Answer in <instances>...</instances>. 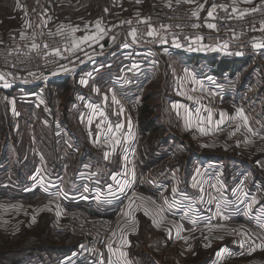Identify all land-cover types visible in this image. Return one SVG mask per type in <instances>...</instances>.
Returning a JSON list of instances; mask_svg holds the SVG:
<instances>
[{
  "label": "crops",
  "instance_id": "0c3cea01",
  "mask_svg": "<svg viewBox=\"0 0 264 264\" xmlns=\"http://www.w3.org/2000/svg\"><path fill=\"white\" fill-rule=\"evenodd\" d=\"M37 1L42 2V0ZM54 1L56 5L62 6L64 4L62 2H65V0ZM212 1L195 0L194 3H185L184 0H180V3H177V0H140L137 3V0H114L116 11L109 13L108 10H104L107 16L98 20L75 24L57 20L54 13L45 10L37 21L38 23L43 18L48 19L53 31L58 33L59 30V33L73 35L77 39L84 36L96 37L80 42L79 46L75 47L83 58L79 60L80 69L77 70V76L74 78L80 85L81 92L78 97L71 99L80 105L78 107L80 110L75 111L79 126L73 127V130H78V133L73 132L76 142L73 144L69 140L72 137V130L69 133L70 137H66L63 133L58 134L56 130L58 135L55 137L60 138L62 144L51 142L49 151L45 155L42 151L31 155L33 145L30 144H5L0 148V161L35 167L33 173L38 174L40 179L41 177L46 179L37 187L43 190L45 184L50 186L49 192H46L44 197L56 199L64 206V200L83 201L87 204L88 210L96 215L102 213L111 219L114 217L115 235L109 244L114 250L127 252L126 259L130 264H226L233 249L238 250L240 239L250 237L249 234L240 236L234 233L235 229L232 226L239 223L250 224L258 232L260 241L255 240V251L264 254V174H260L257 169L255 171L249 169L248 165L243 164L244 157L240 158L239 155L217 156V148L230 151L237 143L224 141L221 144L217 142V137L211 138L216 134L214 128L217 119H221V113L225 114L224 118L231 117V120H236L234 117L239 109H242L244 116L248 118L247 123H254L256 120L257 127L254 128L260 126L258 129L264 131V82L260 87L257 86L261 80L264 81L261 75L264 70V48L255 47L256 44H264V31L261 30L264 28L258 27L247 34L221 32L209 27L189 30L187 32L192 48L185 52L172 47V42L168 40L157 44L143 37H136L133 40L121 27L122 23H126L134 15L142 17L146 11L172 7L171 5L187 6L205 12ZM219 1L230 4L235 13L241 14L259 0H252L251 3L245 0ZM66 2L74 3L73 0ZM200 5L203 7L200 8ZM127 9L130 10L129 14L120 15ZM97 21H100L103 32L97 29ZM29 27L22 26L11 32L5 31V35L0 29V40L6 36L10 38L15 34L25 33L27 29L30 30ZM72 28L77 30L73 32ZM140 41L142 43H139ZM125 44L128 47H125ZM150 49H157L165 55L172 52L180 55L183 61H188L189 65L208 68L209 74L203 75L211 82V77L222 82L221 88L224 91L222 94H216L214 90L209 91L210 89L205 86L207 79H195V83L198 82L202 86L185 94L186 98L177 101L179 102L178 118L182 121L183 127H178V133L175 134L176 142L170 144L174 148L169 149L177 155L173 154L169 157L166 153H157L160 158L153 163L150 162V156L161 151L165 142L170 143L169 136L163 138L156 136L159 125L156 122L154 106L142 100L143 104L141 103L135 112L122 109L121 106L117 108L112 105L113 99L109 94V87L107 88L108 83L105 85L102 83L108 76L106 73L122 63V58H127H124L123 54ZM220 58L238 61V67L222 74L223 79L222 75H214L216 68L211 64L214 63V59ZM66 69H59L49 78L52 86L61 88L65 83L73 80L58 74ZM91 71L98 72L97 78L100 80H97V88L90 83L91 80H83V76ZM240 74H243L242 79L239 78ZM81 80L85 83H81ZM90 104L95 107L90 108ZM144 106H148L152 111L151 118L155 121L152 128L146 129L141 126V109ZM101 112L104 113L103 116L100 115ZM209 115L212 118L211 122L208 121ZM118 124L123 127L117 130ZM201 127L207 134L200 131ZM109 128L112 129L111 132L108 131ZM243 129L244 127L240 128V132ZM221 132L218 131V134ZM139 136L143 144L138 147L136 138ZM117 140L119 143H116ZM124 152L133 156L134 163L130 161L132 164L129 165L128 155L126 153V157ZM171 158H177V163L173 173L169 175L168 164ZM157 161L156 167L161 166V169H157L161 170L162 177L153 179L157 185L162 182L159 184L161 192L156 194L155 189L151 193L134 191L136 174L143 175ZM258 164L259 161L255 165ZM233 167L237 168L235 173L232 171ZM153 169L155 167L151 170ZM42 170L45 171L44 174ZM172 175H176L173 178L179 183L182 212H187L188 208L193 209L194 216L190 220L177 221L171 218L169 216L171 213L167 210L169 208L164 205L165 200H162L164 195H167L168 189H173L170 187L173 180L169 179ZM113 176H116L115 180L112 179ZM165 176L170 181H167ZM79 181L82 183H78ZM149 183L147 182L146 185L151 188L152 185ZM144 187L141 186L143 190ZM253 198L257 203L253 204L252 210L249 211L248 204ZM217 205L222 215H217ZM161 208L164 209L162 213L159 211ZM145 209L148 210L147 215ZM259 210H262L261 213L258 212ZM224 216L229 218L224 219ZM155 221H160L159 227L156 226ZM122 240L128 243L122 244ZM108 245L103 248L100 256L96 255L89 264H100L101 260L107 264L110 258L115 260L118 252L109 253ZM45 255L44 258L40 254L36 255L23 264L59 263L58 260L54 263L47 254Z\"/></svg>",
  "mask_w": 264,
  "mask_h": 264
},
{
  "label": "rangeland",
  "instance_id": "374dc122",
  "mask_svg": "<svg viewBox=\"0 0 264 264\" xmlns=\"http://www.w3.org/2000/svg\"><path fill=\"white\" fill-rule=\"evenodd\" d=\"M73 1L74 3H69L65 0L66 3L62 2L64 3L62 6L61 4L56 5L57 3L54 0H42V2L37 0H0V29H2L4 35L5 31L11 32L17 28H22V26L29 27V25L31 31H36L38 30L36 23L39 16L45 12V10L54 13L57 20L61 19L65 22L70 21L75 24H80L82 21H94L101 17H106L107 15L106 13L104 14V10H108L109 13H112L114 10L116 11V6L113 5L114 0ZM171 6L174 7L175 5ZM167 8L171 7L169 6ZM129 12L130 10L127 9L120 15L129 14ZM148 12L146 11L145 14ZM137 16L138 15H134L133 17ZM13 36L10 38L6 36L3 40H0V43L12 39ZM139 43H142V41ZM155 51L159 59L151 66L137 65L132 60L133 53H127L128 55L123 54V57L127 58H122V63L115 66L112 71L107 72L106 75L108 76L102 81L104 85L108 83L107 88L109 87V94H111L112 99L113 96H115L116 100L119 101V103H116L113 100L112 103V105L117 106V108L121 106L122 109L125 108L127 111L135 112L138 110L141 103L143 104L142 100H146L147 103L154 106L156 111H154L156 122L159 125L156 136H162V138L169 136L170 143L165 142L161 151L150 156L151 163L160 158L157 153H166L169 157H172L173 154L177 155L176 152L169 149L174 148V146H170V144L176 142L175 134L178 133V127L182 126V121L178 118V108H174L173 105H177L179 103L177 102L178 100L186 98L185 94L193 92L195 89H199V87L202 86H200L198 82L195 83V79H207L208 82L205 86L208 90L210 89L209 91L214 90L216 94H222L224 92L222 91L223 88H221V85H223L222 82L212 77L211 82L207 76L203 75L205 73L209 74L208 68H196L194 67L195 64L192 63V65H189L190 63L188 61H183L180 55L173 54L172 52L165 55L157 49H155ZM81 59L83 58L81 57ZM78 65L79 66L71 70L66 69L62 70L60 73L58 72L63 78H73L71 82L65 83L61 88L52 86L50 80L28 84L26 82H19L22 85L15 84V86L5 88L8 89V91H4L0 88V90H2L0 91V130L2 131L0 132V148L5 144L16 145L21 143L22 145V143H25L33 145L31 155H35L38 151H42L45 155L49 151L48 148L51 146V142L62 144L60 138L55 137L56 130L58 134L63 133L66 137L69 136L70 130H72V137L69 136V140L75 144L74 142H76V140L73 136V132L78 133V130H73V127L79 126V122L75 117V111L80 110L78 109L80 105L77 101L74 103L71 99L78 97L79 92H81L80 85L74 80L77 76V70L80 69V64ZM55 73H57V71H55L54 74ZM261 73L264 79V70ZM97 75L98 72L91 71L86 76H83V80H91L90 83L92 85L94 84L97 88V80H100L97 78ZM214 75L218 76L216 73H214ZM223 76L224 75H222V79ZM242 76L243 74H240L239 78L242 79ZM263 82L264 81L261 80L260 84L257 86L260 87ZM9 83L12 85L13 82L9 81ZM84 104L85 103H83V106H85ZM234 118L236 120H231V117L223 118L224 122L222 124L217 123L214 128L216 134L215 136H211V138L217 137L218 143L222 144L224 141L228 143L230 141L237 143L233 145V150L230 151L224 150V148H217V156L220 157L228 154L239 155L240 158L244 157L245 162L242 163L248 165L249 169L254 171L257 169L256 171L260 172V174H264V155L260 154L257 150L261 147V137H264V131L261 132L258 129L260 126L257 129L254 128V126L257 127L256 120L254 123H245L244 119L238 117L237 114ZM249 119L252 120L250 117ZM220 120L221 119H217V122ZM243 127L244 129L240 132V128ZM249 128L252 129V132L257 134L253 135L252 132L246 130ZM218 131H222L221 133L223 134H218ZM51 133H54L53 136ZM140 139V136L136 138L138 147L143 144ZM126 153L124 152V155ZM132 159L133 156L128 155L127 162L129 165L134 163L135 159L133 161ZM258 161L260 164L256 166ZM157 163L158 161L152 165V168L155 167V169L151 170L152 168H149L143 175L136 174L134 178V191L142 190L143 192L151 193L155 189L156 194L161 192V186H159V184L162 182H159L157 185L154 180L157 178L161 179L162 177L161 170L157 169H161V166L156 167ZM175 163H177V158H171L168 164L170 168L169 175H171L176 168ZM21 166L23 165H12L9 164V162L2 163L0 161V264H16V259H21L24 254L20 262V264H23L24 262L32 260L36 255H39L40 251L47 248L50 249L52 246H67L73 244L77 240L81 241V238L79 239L72 235H62L58 233L57 226L65 222L66 218L69 216L81 215L87 217L84 211L65 207L56 199H49L44 196L18 199L30 193L26 191L39 188L37 186L44 183L46 180L44 177L40 179L38 174L33 173L35 167ZM236 170L237 168H232L233 173H235ZM42 173L44 174L45 171L42 170ZM173 177H176V175H172V178H169L173 180L170 187H173L176 191L173 192V189H168L166 192L167 195H164L165 197L163 196L164 198L162 197V200L164 201L167 199V204L164 201V205H167L169 208L167 210L171 213L169 215L171 218L177 221L183 219L190 220L194 216L193 209L188 208L187 212H182L181 205H183V203L180 202L179 199V183H177ZM169 179L166 177L167 181ZM147 182L149 185H152V187L150 186L151 188L147 187ZM78 183H82V181ZM141 186H145V189L143 190ZM49 188L50 186L46 184L43 186V189L47 192H49ZM1 191L8 192L11 197L14 195L17 196V194L19 196L13 199L8 195H1ZM99 215L105 216L102 213ZM99 215H92L90 217ZM112 218L113 219H110L112 221L113 230L116 219L114 217ZM232 227L235 229L234 233L240 236L241 234H249V238H251L252 241H260L259 235L257 234L258 232L253 229V226L250 224L239 223ZM235 249H233V252ZM45 254L46 253H40V256L42 255L44 258L46 257ZM251 254L264 259V254L256 251H252ZM244 256L248 257L250 255L245 254Z\"/></svg>",
  "mask_w": 264,
  "mask_h": 264
},
{
  "label": "built area",
  "instance_id": "2783aa9c",
  "mask_svg": "<svg viewBox=\"0 0 264 264\" xmlns=\"http://www.w3.org/2000/svg\"><path fill=\"white\" fill-rule=\"evenodd\" d=\"M213 7L215 11L210 17L208 13ZM254 8L257 10L252 11ZM193 11H197L198 16H193ZM128 21L121 24L127 36L132 37L131 33L135 30L136 37L146 38L155 44L168 40L172 42V47L188 52L192 48L187 32L189 30L203 29L209 24H214V29L221 32L247 34L258 27L264 28V0H259L241 14L235 13L230 4L213 0L205 12L176 5L171 8L153 9L142 17H133ZM193 24L199 27H193ZM50 26L48 19L43 18L37 23L38 30H26L25 33L17 34L12 39L0 43V73L4 74L8 83L13 82L11 87L15 84L22 85L19 82L27 84L46 82L59 69L77 67L82 55L74 45L80 43L81 38L57 34ZM152 30L155 34L148 36L147 33ZM33 44L38 47L33 48ZM45 44L48 45L47 48L44 47ZM55 49L60 50L59 55H56ZM158 59L157 52L153 49L134 52L132 56V60L140 66H151ZM3 83L4 81H1L0 88L8 90L3 87ZM261 142V147L257 150L264 155V139ZM57 232L81 238L77 249L62 258L59 264H89L96 255L100 256L103 248L107 247L113 238L112 221L103 215L69 216L65 222L57 226ZM251 246H253L251 238H241L238 250L229 255L227 264H264L263 258L249 254ZM245 254L250 256L246 257Z\"/></svg>",
  "mask_w": 264,
  "mask_h": 264
},
{
  "label": "snow or ice",
  "instance_id": "6c2138e0",
  "mask_svg": "<svg viewBox=\"0 0 264 264\" xmlns=\"http://www.w3.org/2000/svg\"><path fill=\"white\" fill-rule=\"evenodd\" d=\"M139 2H140V0H137V3H139ZM184 2H185V3H194L195 0H184ZM245 2H247V3H251L252 0H245ZM177 3H180V0H177ZM202 7H203V5H200V8H202ZM222 7H223V6H222ZM256 10H257V9H255V8L252 9V11H256ZM214 11H215V7H213L212 11H209L208 15L211 17V16L213 15V12H214ZM192 15H193V16H198V12H197V11H193ZM128 23H130V21H128ZM192 26H193V27H199V25H197V24H193ZM61 27H63V26H61ZM96 27H97V29H98L100 32H103V31H104V29L100 27V21H97V22H96ZM208 27H209V28H215V25H214V24H209ZM71 30H72L73 32H75L77 29H76V28H72ZM261 30L264 31V29H261ZM57 34H60V33H59V30H58V33H57ZM154 34H155L154 30L149 31V32L147 33L148 36H153ZM50 35H51V33H50ZM131 36H132L133 40L136 39V31H135V30L132 31ZM21 38H23V35L21 36ZM95 38H96V37H94V36H84V37L81 38V42L88 41V40H90V39H95ZM78 46H79V42L76 43V44L74 45V47H78ZM124 46H125V47H128L127 44H125ZM177 46H179V45H177ZM32 47H33V48H36V47H38V45L33 44ZM44 47L47 48L48 45L45 44ZM255 47H257V48H264V44H256ZM55 53H56V55H59V54H60V50H59V49H55ZM0 81H4V83H3V87H5V88H8V87L11 86V85L5 80V77H4V74H3V73H0ZM81 83H85V81L82 80ZM113 100H114L116 103H119V101L116 100L115 96H113ZM89 107H90V108H94L95 106H93V105L90 104ZM173 107H174V108H178L179 105H173ZM197 111H199V110H197ZM209 112H211V110H209ZM100 115L103 116L104 113L101 112ZM224 115H225L224 113H221V120L217 122L218 124H222V123L224 122V120H223ZM237 116L240 117V118H243L244 121H245V123H247V118L244 116V113H243V110H242V109L237 110ZM211 119H212V118H211V115H209V117H208V121L211 122ZM89 123H91V120H89ZM121 127H123V125L118 124V125L116 126L117 130L120 129ZM108 131L111 132L112 129L109 128ZM200 131H201L202 133H204V134H207V132L205 131V129H204L203 127L200 128ZM248 131H249V132H252V129L249 128ZM252 134H253V135H256L257 133L252 132ZM261 138L264 139V137H261ZM249 142H250V141H249ZM116 143H119V141L117 140ZM112 179L115 180V179H116V176H113ZM193 186L195 187V185H193ZM175 191H176V189H173V192H175ZM245 195H247V194H245ZM165 203L167 204V199H165ZM255 203H257V201L255 200V198H253L252 201H251V203L248 204V209H249V211L252 210V205L255 204ZM131 207H132V205H131V203H130V204H129V208L131 209ZM159 211L162 213V212L164 211V209L161 208V209H159ZM145 214H146V215L148 214V210H147V209H145ZM217 215H222V213L220 212V207H219V205H217ZM228 218H229V217L224 216V219H228ZM33 219H35V218H33ZM155 224H156L157 227H159V226H160V221H155ZM113 235H115V233H113ZM177 235L179 236V232H177ZM220 238L222 239L223 237H220ZM121 243H122V244H127L128 242H127L126 240H122ZM252 243H253V246L250 247L249 254H251L252 251H255V248H256L255 242H252ZM209 246H210V245H209ZM108 251H109V253H112V254H115L116 252H118V256H117V258H116L115 260H112V259L110 258V259L108 260L107 264H130V261H128V260L126 259L127 255H128L127 252L119 251V250H114V249L112 248L111 244L108 245ZM100 264H104V261L101 260Z\"/></svg>",
  "mask_w": 264,
  "mask_h": 264
},
{
  "label": "trees",
  "instance_id": "16d2710c",
  "mask_svg": "<svg viewBox=\"0 0 264 264\" xmlns=\"http://www.w3.org/2000/svg\"><path fill=\"white\" fill-rule=\"evenodd\" d=\"M214 63L213 66H215V70L214 72L217 75H222L227 71H232L233 68L238 67V61L235 59H230V58H220V59H214L213 60ZM36 88V87H35ZM37 89V88H36ZM151 114L152 111L150 108H148V106H144L141 109V117H140V123L141 126H143V128H152L155 125V121L151 118ZM46 192L44 189L41 190L39 188H37L36 190L28 193L27 195H23V197H20L18 199H24V198H28L30 196L35 197L37 195L40 196H46ZM8 195L11 197V195L8 192L5 191H1V195ZM19 195L17 194L12 196L11 198H17ZM63 203L65 204L66 207L71 208V209H78L81 211H84L87 217H90L92 215H96V213H93L92 211L88 210L87 204L83 201H79V202H72V201H67L64 200ZM99 215V214H98ZM80 244V240H77L76 242H74L71 245H67V246H52V248H47L43 251H40V253H46L49 258L52 259V261H54V263L58 260L60 261L62 258L70 255L74 250L77 249V247ZM10 252V251H9ZM24 254L22 255L21 259L23 258ZM21 259H16V264H20Z\"/></svg>",
  "mask_w": 264,
  "mask_h": 264
}]
</instances>
